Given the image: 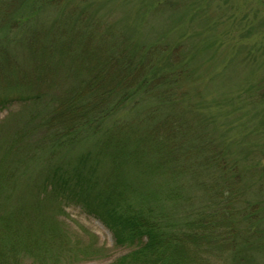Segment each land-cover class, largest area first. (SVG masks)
I'll list each match as a JSON object with an SVG mask.
<instances>
[{
	"label": "rangeland",
	"instance_id": "obj_1",
	"mask_svg": "<svg viewBox=\"0 0 264 264\" xmlns=\"http://www.w3.org/2000/svg\"><path fill=\"white\" fill-rule=\"evenodd\" d=\"M12 1L10 7L19 5L23 15L8 37L0 39V76L17 63L27 66L31 38L48 39V29L69 17L84 20L85 26L98 23L99 32L112 26L121 41L130 42L131 50L148 53L167 46L161 48L154 67L164 76L169 68L165 61L173 55L170 68L177 74L170 93L166 83L146 84L119 104L111 92L96 131L81 126L72 132L76 141L68 146L40 147L36 140L43 133L26 128L28 135L8 157L10 137L34 104L19 99L17 90L5 91L0 82V167L4 157L18 159L17 152L24 158L11 162L15 184L0 183V213L40 199L28 213L32 225L39 220L34 226L38 238L35 244L27 242L29 252H18L19 262L40 264L46 258L55 264H111L127 253L128 246L115 243L100 215L37 186L59 161L75 166L78 156L95 149L107 128L128 121H145L140 125L146 128L167 115L176 119L173 146L180 155L178 165L184 167L181 173L168 176L164 168L158 176L134 177L135 171L126 170L127 177L141 182L143 190L154 186L166 190V195L176 193L179 200L170 195L162 202L163 223H172L171 229L178 227L176 221L208 213L214 202L226 200L230 215L224 216L217 237L219 244L235 239L238 246L223 253L208 246L200 248L198 256L207 264H264V0H40L37 8H32V0ZM65 74L60 67L52 94L69 85ZM148 86V95L143 94ZM98 168L95 174L101 176L108 166ZM239 249L249 255L235 256Z\"/></svg>",
	"mask_w": 264,
	"mask_h": 264
},
{
	"label": "trees",
	"instance_id": "obj_2",
	"mask_svg": "<svg viewBox=\"0 0 264 264\" xmlns=\"http://www.w3.org/2000/svg\"><path fill=\"white\" fill-rule=\"evenodd\" d=\"M39 2L32 0V8H37ZM10 6V0H0V39L4 40L23 15L19 5ZM71 19L69 17L67 23V20H61L53 24L47 31L51 30L48 39L41 40L36 36L33 41L31 38L27 45L31 55L29 64L19 67L16 62L17 66L8 67L0 76L5 91L17 90L19 99L34 104L24 123L13 131L7 157L14 154L13 148L19 146L30 129H39L43 133L36 140L43 148L73 144L76 140L71 134L81 126L92 127L94 133L98 117L107 113L108 102L105 100L111 99V92L116 102L123 104L134 96L132 90L142 85L161 82L167 84V92L175 90L177 74L170 68L174 65L173 55L165 61L169 68L164 76L161 69L154 67L165 45L148 53L131 50L130 42L121 41L112 26L99 32L101 25L98 23L85 26L84 20ZM68 29L73 31L68 32ZM56 37L63 38L57 41ZM60 67L65 69L64 77L69 85L52 94L51 90L56 88L55 74ZM149 86L143 94L148 95ZM39 103L41 105L37 106ZM140 124L128 121L107 128L96 141L95 149L78 156L75 166L67 167L60 161L53 165L37 190L41 187L49 189L56 199L77 201L89 212L100 215L111 229L115 243L129 248L111 264H207L198 256L200 248L205 250L209 246L222 253L232 250L237 245L235 239L222 241L220 245L217 237L225 223L224 216L230 215V204L226 200L223 204L214 202L208 213L196 212L180 224L176 221L178 227L171 229L172 223H163L162 202L172 191L166 195V190L153 189L154 186L143 190L141 182L127 177L126 170L129 174L135 171L134 177H143L157 175L164 168L168 176L175 177L184 168L178 165L180 155L173 146L178 133L176 119L166 115L150 122L146 128ZM31 143L36 147L35 140ZM32 145L27 143L26 150L30 151ZM17 153L16 160L1 159L0 183L15 184L12 163L24 161L23 153ZM103 165L108 166L107 170L101 171V176L96 175L97 168ZM171 197L179 200L176 193ZM39 201L18 204L12 210L0 213V264H21L18 252H29L28 241L35 244L38 236L34 226L39 220L32 225L28 213L32 207H38ZM244 251L234 250L233 254L241 258ZM245 254L249 255L247 251ZM40 264L55 263L43 258Z\"/></svg>",
	"mask_w": 264,
	"mask_h": 264
}]
</instances>
